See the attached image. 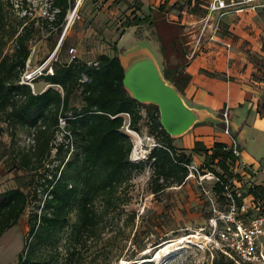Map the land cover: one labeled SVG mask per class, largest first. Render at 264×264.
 <instances>
[{"label": "trees", "instance_id": "obj_1", "mask_svg": "<svg viewBox=\"0 0 264 264\" xmlns=\"http://www.w3.org/2000/svg\"><path fill=\"white\" fill-rule=\"evenodd\" d=\"M184 1L178 8L179 4L170 5L171 0H164L158 11L164 12L170 6L168 11L197 14L204 3L203 0ZM7 6L8 2L0 0V41H11L14 46L10 53L4 54L3 49L0 50V122L11 131L12 138L19 129L36 131L32 134L34 146L22 155L18 167L33 173L30 181L26 187L20 185L0 193V239L18 226L31 205L35 207L28 217L29 233L17 264H51L54 255L44 252L49 248L53 250L58 235L69 229L71 249L67 250L65 261H71L79 255L80 248L99 235L109 211L117 212V195L122 185L130 181L133 174H140L147 168L151 170V194L157 197L169 189L183 187L194 157L200 156L203 158L200 170L217 179L212 189L214 198L229 202L231 196L241 206L242 198H238L235 192L228 194L229 188L241 180V176L234 172L238 158L232 149L218 142L210 149L196 142L191 152L177 148L161 125L159 109L140 104L125 91L118 50L113 57L98 56L92 64L77 59L55 64L53 74H43L39 78L61 90L49 88L34 93L29 84L22 82L32 54L31 43L36 34L34 22L28 23L29 17L25 14L10 26ZM76 6L77 0H51L52 19L44 20L45 25L56 28L61 34L68 13ZM143 25H152L151 13L128 20L125 27ZM64 46L65 40H62L58 50ZM170 50L180 56L183 68L182 71L179 68L170 70L162 64L163 74L185 96L191 81L185 71L188 52L185 48L178 50L174 41ZM168 51L167 47H161L163 56ZM76 96L81 99L80 107L72 105ZM144 112L149 122L148 135L155 139L156 146L151 149L147 160L135 164L130 160L133 144L121 130L126 124L124 116H128V128L140 135ZM61 122L65 124L63 128ZM61 131L65 133V142L53 144L55 134ZM52 157L57 166L51 172L45 170L47 174H41L39 170L43 163ZM247 194L255 200H264V186H253ZM73 215L76 222L70 225ZM135 216L133 213V222ZM212 264L247 263L218 251Z\"/></svg>", "mask_w": 264, "mask_h": 264}, {"label": "rangeland", "instance_id": "obj_2", "mask_svg": "<svg viewBox=\"0 0 264 264\" xmlns=\"http://www.w3.org/2000/svg\"><path fill=\"white\" fill-rule=\"evenodd\" d=\"M4 1L8 2L10 26L16 24V20L25 14L29 17L28 23L34 22L36 34L31 43L32 54L22 82L25 76L40 66L45 68V75H51L55 64L70 63L72 49L75 50L77 60L92 64L100 55H115V50L127 51L134 47H148L161 65L170 70L179 68L178 70L182 71L183 62L180 56L171 52L173 50V48L170 50L171 42L174 41L178 50L180 48L189 50L190 47L187 45L191 41L189 32L196 33L202 18L200 14L204 10L201 8L194 14L190 11H168L169 6L164 12L158 11L164 0H77V4L79 1L80 4L68 13L60 34L56 28L47 27L44 23V20L52 19L51 0ZM184 2L171 0L170 5L177 3L180 8ZM150 13L152 25L125 27L128 20L135 17L143 18ZM183 24H186L189 30H185ZM224 36L221 34L222 40ZM228 37L233 39L234 36ZM62 40H65V46L58 50ZM218 44L227 48L224 43ZM13 46L14 43L11 41H0V50L3 49L4 54L12 52ZM162 46L169 50L165 56L161 52ZM39 77L30 84L34 93L39 94L49 88L61 90L40 80ZM234 85L233 83V97L237 91ZM223 97H226L225 91ZM72 105L80 107L81 99L76 96ZM124 118L126 124L121 132L133 144L130 160L135 164L147 160L151 149L156 146V141L148 135L149 122L146 113L144 112L140 135L128 128L129 117ZM60 124L61 128L65 125L64 122ZM35 133L36 131L19 129L12 138L8 127L0 122V193L18 188L20 185L26 187L30 181L33 173L22 171L18 167L22 155L34 146L32 134ZM64 134L63 131L57 132L53 144L65 142ZM192 134L174 141V145L191 152L195 143L201 142L197 139L194 143ZM221 134L223 133L219 132V135ZM57 164L52 157L43 163L39 172L47 174L45 170L51 172ZM201 164L194 160L183 187L169 189L157 197L150 191L149 168L140 174H133L131 180L122 185L117 195V212L109 211L104 224L100 227L99 235L89 241L84 248H80L79 255L66 262V252L71 249L70 229L60 233L53 250L49 248L44 252L47 254L52 252L54 255L50 263L212 264L218 251L222 250L227 242L221 239L220 234L226 232L229 226L224 216L229 214L231 202H222L214 198L212 189L217 179L215 176H212L213 179H205L204 176L210 173L202 172ZM17 176L20 177L19 180ZM253 186H264V173L255 179L254 176L252 179L241 177L235 187L229 188L228 191V194L232 195V192H235L238 198H242L241 206L244 204L249 206L247 217L244 218L241 208L237 206L240 210L238 217L242 218L243 227L246 229L251 228L253 219L264 217V200H255L247 194ZM34 208V205H31L18 226L0 239V264H17L18 255L29 233L28 217ZM98 210L101 211L100 205ZM133 213L136 215L134 222L131 218ZM70 221V225H73L76 217L73 215ZM227 233L230 237L232 232ZM229 241L231 242V239ZM255 253L258 256L264 255V236L256 239ZM252 264H264V261L261 259L260 263Z\"/></svg>", "mask_w": 264, "mask_h": 264}, {"label": "crops", "instance_id": "obj_3", "mask_svg": "<svg viewBox=\"0 0 264 264\" xmlns=\"http://www.w3.org/2000/svg\"><path fill=\"white\" fill-rule=\"evenodd\" d=\"M183 27L189 30L186 24ZM193 32H189L188 54L198 30ZM223 34L221 43L229 48L205 42L202 52L186 56L185 71L191 81L184 98L190 106L206 108L215 115L227 110L232 122L230 134L227 135L220 125L207 122L195 126L184 137L193 133L194 143L198 139L209 149L216 142L224 143L230 149L235 140L240 151L238 163L245 173H249L250 179L253 176L255 179L264 173V12L226 18ZM229 35H233V39H229ZM233 83L237 89L234 97ZM224 91L226 97H223ZM219 132L223 134L219 135ZM194 160L203 162L200 156H195Z\"/></svg>", "mask_w": 264, "mask_h": 264}, {"label": "built area", "instance_id": "obj_4", "mask_svg": "<svg viewBox=\"0 0 264 264\" xmlns=\"http://www.w3.org/2000/svg\"><path fill=\"white\" fill-rule=\"evenodd\" d=\"M204 3L201 5L203 10V15L200 20V26L198 33L196 34L192 51L188 56H196V54L202 52L203 42L206 44H218L221 43V34L223 31V23L228 17H238L244 14L257 13L259 11L264 12V0H203ZM229 48L227 44H224ZM70 53L72 56V61L76 59L75 50L72 49ZM42 67V68H41ZM41 68V69H40ZM40 69V70H38ZM37 70L29 73L23 79V83L29 85L35 81L37 77L45 74V68L40 66ZM53 74V72L51 73ZM228 111L226 110L223 118L228 121ZM229 127L225 129V133L229 135ZM233 154L239 158L240 151L237 147L235 140L232 141L231 148ZM191 167V166H190ZM189 167V169H190ZM190 171V170H189ZM234 172L239 174L241 177H249V173H245L242 169L241 164L238 162L235 165ZM213 174H208L205 177L208 179H213ZM231 202L230 212L228 215L224 216L229 223L227 231L220 234L223 241H227L224 248L220 250L222 253L230 257L231 259L238 258L242 263L252 264L260 263L261 259L264 261V255H257L255 253V242L258 237L264 236V217L255 218L251 221V228L246 229L243 227L242 218L238 217V213L241 210L242 217H247L248 207L246 204L239 206L234 197L229 196ZM241 208L239 210V208ZM238 208V209H237ZM235 225V226H234ZM231 226L233 227L231 229ZM227 232L230 233L228 237ZM231 239V242L229 241Z\"/></svg>", "mask_w": 264, "mask_h": 264}, {"label": "water", "instance_id": "obj_5", "mask_svg": "<svg viewBox=\"0 0 264 264\" xmlns=\"http://www.w3.org/2000/svg\"><path fill=\"white\" fill-rule=\"evenodd\" d=\"M79 4L80 1L77 7ZM118 57L124 70L125 91L140 104L159 109L161 125L174 141L184 137L195 126L207 122L222 124L225 129L228 126L230 130L232 122L229 113L227 121L206 108L192 107L187 103L184 96L166 80L161 63L148 47L122 50Z\"/></svg>", "mask_w": 264, "mask_h": 264}]
</instances>
